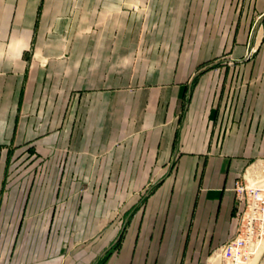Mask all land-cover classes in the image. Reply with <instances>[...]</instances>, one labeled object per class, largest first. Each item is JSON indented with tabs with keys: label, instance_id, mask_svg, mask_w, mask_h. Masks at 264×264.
Returning <instances> with one entry per match:
<instances>
[{
	"label": "crops",
	"instance_id": "obj_1",
	"mask_svg": "<svg viewBox=\"0 0 264 264\" xmlns=\"http://www.w3.org/2000/svg\"><path fill=\"white\" fill-rule=\"evenodd\" d=\"M261 22L264 0H0V264L116 239L103 264H221L235 182L264 180Z\"/></svg>",
	"mask_w": 264,
	"mask_h": 264
},
{
	"label": "built area",
	"instance_id": "obj_2",
	"mask_svg": "<svg viewBox=\"0 0 264 264\" xmlns=\"http://www.w3.org/2000/svg\"><path fill=\"white\" fill-rule=\"evenodd\" d=\"M250 38L253 43L247 56L256 50L255 27L251 30ZM254 177L249 170L242 174V180L234 184L235 230L212 250V255L219 258L221 264H250L264 247V180Z\"/></svg>",
	"mask_w": 264,
	"mask_h": 264
},
{
	"label": "rangeland",
	"instance_id": "obj_3",
	"mask_svg": "<svg viewBox=\"0 0 264 264\" xmlns=\"http://www.w3.org/2000/svg\"><path fill=\"white\" fill-rule=\"evenodd\" d=\"M263 25H264L263 22H261V23H259V24L255 27V33H256V45H257L256 50H258V44H259V31L261 30V28L263 27ZM256 52H257V51H254V53H252V55H254ZM263 168H264V167H263ZM116 215H118V214L116 213V214H115V217H116ZM118 241H119L118 239L114 240L112 246L107 250V251H109V252L107 253V255H105V253H106L107 251L101 255V256H102V259H103V263H104V261H105V258H106V257L109 255V253L111 252L110 249H111L112 247H115L116 244L118 243ZM103 255H104V256H103ZM101 256L98 257L99 260H100ZM98 259H97V260H98Z\"/></svg>",
	"mask_w": 264,
	"mask_h": 264
},
{
	"label": "trees",
	"instance_id": "obj_4",
	"mask_svg": "<svg viewBox=\"0 0 264 264\" xmlns=\"http://www.w3.org/2000/svg\"><path fill=\"white\" fill-rule=\"evenodd\" d=\"M108 252H109V251H107V252L105 253V255H107ZM103 256H104V255H103ZM94 264H103L102 256H101L100 260H99V259L96 260Z\"/></svg>",
	"mask_w": 264,
	"mask_h": 264
},
{
	"label": "bare ground",
	"instance_id": "obj_5",
	"mask_svg": "<svg viewBox=\"0 0 264 264\" xmlns=\"http://www.w3.org/2000/svg\"><path fill=\"white\" fill-rule=\"evenodd\" d=\"M257 165V164H256ZM255 166V165H254ZM258 166V165H257ZM253 168V167H252ZM256 169V166L254 167ZM258 171V170H257Z\"/></svg>",
	"mask_w": 264,
	"mask_h": 264
}]
</instances>
